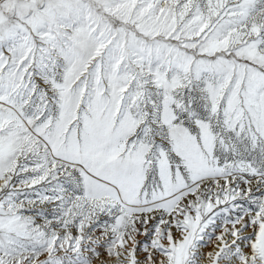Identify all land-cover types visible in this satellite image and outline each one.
<instances>
[{"label": "snow or ice", "instance_id": "snow-or-ice-1", "mask_svg": "<svg viewBox=\"0 0 264 264\" xmlns=\"http://www.w3.org/2000/svg\"><path fill=\"white\" fill-rule=\"evenodd\" d=\"M0 264H264V0H0Z\"/></svg>", "mask_w": 264, "mask_h": 264}]
</instances>
